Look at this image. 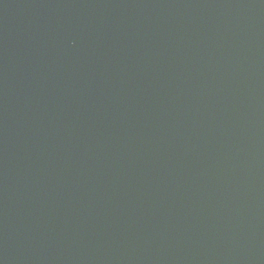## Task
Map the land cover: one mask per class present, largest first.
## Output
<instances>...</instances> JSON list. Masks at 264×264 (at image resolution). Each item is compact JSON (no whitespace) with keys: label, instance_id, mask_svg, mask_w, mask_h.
<instances>
[{"label":"water","instance_id":"obj_1","mask_svg":"<svg viewBox=\"0 0 264 264\" xmlns=\"http://www.w3.org/2000/svg\"><path fill=\"white\" fill-rule=\"evenodd\" d=\"M0 264H264V0H0Z\"/></svg>","mask_w":264,"mask_h":264}]
</instances>
